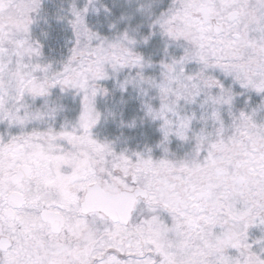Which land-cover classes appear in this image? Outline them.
<instances>
[{"label":"snow or ice","instance_id":"1","mask_svg":"<svg viewBox=\"0 0 264 264\" xmlns=\"http://www.w3.org/2000/svg\"><path fill=\"white\" fill-rule=\"evenodd\" d=\"M0 264H264V0H0Z\"/></svg>","mask_w":264,"mask_h":264}]
</instances>
